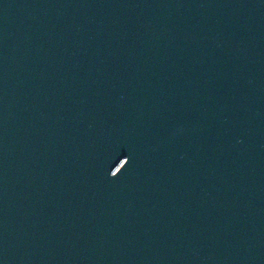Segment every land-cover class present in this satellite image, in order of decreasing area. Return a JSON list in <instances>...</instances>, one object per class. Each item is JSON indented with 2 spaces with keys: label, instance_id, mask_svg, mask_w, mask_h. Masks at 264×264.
<instances>
[{
  "label": "water",
  "instance_id": "obj_1",
  "mask_svg": "<svg viewBox=\"0 0 264 264\" xmlns=\"http://www.w3.org/2000/svg\"><path fill=\"white\" fill-rule=\"evenodd\" d=\"M0 264H264V0H0Z\"/></svg>",
  "mask_w": 264,
  "mask_h": 264
}]
</instances>
